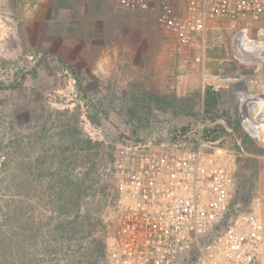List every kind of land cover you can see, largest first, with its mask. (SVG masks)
Here are the masks:
<instances>
[{
	"label": "rangeland",
	"instance_id": "obj_1",
	"mask_svg": "<svg viewBox=\"0 0 264 264\" xmlns=\"http://www.w3.org/2000/svg\"><path fill=\"white\" fill-rule=\"evenodd\" d=\"M0 86V264H16L20 248L26 264H68L91 248L110 264L111 170L125 138L202 133L225 153L231 202L264 223V21H210L204 42L180 50L158 14L116 0H0ZM208 88L218 93L209 113ZM64 175L86 178L78 205Z\"/></svg>",
	"mask_w": 264,
	"mask_h": 264
},
{
	"label": "built area",
	"instance_id": "obj_2",
	"mask_svg": "<svg viewBox=\"0 0 264 264\" xmlns=\"http://www.w3.org/2000/svg\"><path fill=\"white\" fill-rule=\"evenodd\" d=\"M116 2L158 14L180 50L197 39L204 42L210 21H264V0ZM98 133L93 128L90 135L96 139ZM222 153L207 145L202 133L191 142H117L108 231L114 228L106 240L110 264H260L264 223L231 202L234 180Z\"/></svg>",
	"mask_w": 264,
	"mask_h": 264
},
{
	"label": "trees",
	"instance_id": "obj_3",
	"mask_svg": "<svg viewBox=\"0 0 264 264\" xmlns=\"http://www.w3.org/2000/svg\"><path fill=\"white\" fill-rule=\"evenodd\" d=\"M68 67L74 71L73 65H68ZM75 80L77 82V85L79 86V89H83V84L79 78L78 75H75ZM19 86V81H16V83L11 84V88H16ZM5 88V86H0V89ZM152 100L156 101L159 104H162V101L167 103L169 100L167 98L162 97L161 95H153ZM217 98H218V93L211 91L210 88H208L207 93H206V99H205V106H206V112L209 113L212 109L215 108L217 104ZM135 103L134 105L129 109L130 112H135L141 110V106H139V100L134 99ZM245 140H251L252 143H255V140L252 136L245 135ZM241 149V147H239ZM65 180L63 179V176H60V181L63 183V188L65 189V193L67 195L68 201L71 202L74 205H78L79 201V196L81 194V191L84 189V184H86V178H72L70 175H64ZM90 180V178H89ZM88 180V182H89ZM90 188H93V182L89 184ZM107 196V195H106ZM247 197V195H243ZM77 218H73L72 220H68L69 223L73 224L76 222ZM7 222V220L5 221ZM75 227V226H73ZM0 232H3V230H0ZM5 235V234H4ZM5 241V239H4ZM6 242V241H5ZM100 247L104 246L105 248V243H99ZM99 249L96 248H91L90 251H87V255L84 259L81 260H75L73 258L69 259L68 264H104L101 262V256L103 255V250H100L101 254L97 255V252L99 253ZM24 251L22 248L18 250V257L16 258V264H26L25 257H24Z\"/></svg>",
	"mask_w": 264,
	"mask_h": 264
},
{
	"label": "bare ground",
	"instance_id": "obj_4",
	"mask_svg": "<svg viewBox=\"0 0 264 264\" xmlns=\"http://www.w3.org/2000/svg\"><path fill=\"white\" fill-rule=\"evenodd\" d=\"M243 50V49H242ZM244 52H246L245 50H243ZM261 104H262V102H260ZM260 108V107H259ZM263 111H264V109H263ZM255 118V117H254ZM257 122V121H256ZM260 128H261V130H262V127L260 126ZM259 128V129H260ZM257 131V130H256Z\"/></svg>",
	"mask_w": 264,
	"mask_h": 264
}]
</instances>
